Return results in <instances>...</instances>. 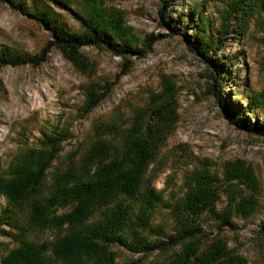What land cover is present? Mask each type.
Wrapping results in <instances>:
<instances>
[{"label": "rangeland", "instance_id": "obj_1", "mask_svg": "<svg viewBox=\"0 0 264 264\" xmlns=\"http://www.w3.org/2000/svg\"><path fill=\"white\" fill-rule=\"evenodd\" d=\"M202 1L174 0L166 12L169 19H176ZM109 5L124 13L126 23L140 38L153 34L158 40L145 58L133 57L130 70L117 81L123 59L95 47L81 50L94 64V80L116 82L109 95L87 113L83 88L89 81L57 49L51 48L38 67H1V166L24 161L29 152L46 148L48 140L56 138L60 149L45 175L40 194L44 196L65 174L73 178L88 175L92 165L85 163L84 158L97 142L107 140L120 149L133 118L139 116L148 121L142 112L152 96H157L160 102L168 103L169 111H175L176 120L142 179L141 191L149 186L167 204L153 207L152 231L144 235L155 239L158 231L170 234L179 222L188 219V214H177L173 208L181 204L196 174L208 172L215 177L218 194L215 208H224L227 187L222 183V168L227 161L240 159L252 167L259 180L257 197L261 213L250 220L234 219L237 231L224 230L220 236L229 248H237L241 255L253 260L258 250L264 249V241L256 237L264 219V137L231 124L228 116L248 106V95H256V108L253 114L243 115V122L247 127L264 129V100L260 98L264 90V12L250 18L244 35L226 42L223 50L226 78L218 93L226 106L223 109L216 97L207 92L209 69L189 48L190 29L182 36L162 24L159 11L164 6L163 0H111ZM208 6L210 13L211 3ZM52 11L58 22L78 29V21L70 11L54 5ZM50 36V31L39 22L0 2V48L35 56L47 47ZM29 203L27 200L9 206L0 197V207H11L13 218L26 227V239L36 244H51L56 235L54 231L27 226ZM99 213L95 210L92 220ZM198 218L203 235L216 233L207 213ZM0 230L1 259L16 246L14 237L19 231L6 224ZM179 248L157 251L145 258L121 245L113 246L116 264H166ZM50 264L61 262L53 260Z\"/></svg>", "mask_w": 264, "mask_h": 264}, {"label": "trees", "instance_id": "obj_2", "mask_svg": "<svg viewBox=\"0 0 264 264\" xmlns=\"http://www.w3.org/2000/svg\"><path fill=\"white\" fill-rule=\"evenodd\" d=\"M111 0H0L12 9L39 22L50 31L47 47L39 55L15 53L0 48V68L4 66H40L51 48L57 49L81 75L88 79L83 88L86 94L85 113L97 107L109 95L113 86L131 68L132 58L143 59L158 40L153 34L140 38L126 23L124 13L109 5ZM174 0H163L159 11L162 24L174 34L184 36L190 29L189 48L202 58L209 69L207 92L213 94L226 109L219 96L226 78L223 50L228 39L244 35L249 20L264 12L263 0H203L193 5L187 14L169 19L167 9ZM211 3L212 11L208 12ZM52 5L65 9L78 21L73 30L54 16ZM85 47L104 49L123 59L115 81L94 80V64L81 52ZM159 98L161 97L158 96ZM264 100V90L260 93ZM161 99V98H160ZM249 104L228 116L231 124L264 137V129L247 127L243 115L253 114L256 95H248ZM168 103L152 96L145 108L146 119L135 116L117 149L107 140L97 142L85 155L92 165L85 177L73 178L65 174L52 191L40 196L42 184L50 165L59 152V142L49 139L46 148L31 151L22 162L0 163V197L9 206L30 201L27 226L52 230L51 244H36L25 237L26 227L11 214V207H0V228L6 224L18 230L16 246L0 259V264H116L113 246L121 245L133 254L143 257L179 246L166 264H264V249L258 250L253 260L241 255L237 248H229L220 234L224 230L237 231L234 219L250 220L261 213L258 201L259 180L246 162L227 161L222 168V183L227 191L224 208L215 207L218 194L214 179L208 172L196 174L188 186L181 204L173 209L186 213L188 219L179 222L170 234L158 231L150 239L151 212L155 205H167L147 186L142 192V179L153 162L158 146L173 129L176 113L167 109ZM62 209L61 213H57ZM99 210L94 220V211ZM209 215L216 233L203 235L198 217ZM1 232V230H0ZM256 237L264 241V219ZM263 248V247H262Z\"/></svg>", "mask_w": 264, "mask_h": 264}]
</instances>
